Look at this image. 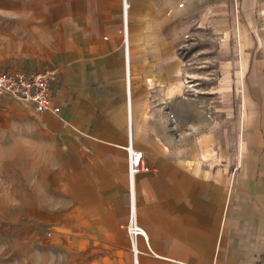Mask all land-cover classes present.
Instances as JSON below:
<instances>
[{"label":"crops","instance_id":"crops-1","mask_svg":"<svg viewBox=\"0 0 264 264\" xmlns=\"http://www.w3.org/2000/svg\"><path fill=\"white\" fill-rule=\"evenodd\" d=\"M215 6L227 2L0 0V72L57 74L60 113L33 111L31 142L36 163L46 154V193L35 206H47L62 249L55 260L264 264V91L233 163L198 146L179 152L168 136V115L184 98L180 50ZM129 145L149 168L132 181ZM131 191L144 233L134 240L125 230Z\"/></svg>","mask_w":264,"mask_h":264},{"label":"rangeland","instance_id":"rangeland-1","mask_svg":"<svg viewBox=\"0 0 264 264\" xmlns=\"http://www.w3.org/2000/svg\"><path fill=\"white\" fill-rule=\"evenodd\" d=\"M226 2L203 13L185 37L184 98L168 115V136L179 152L198 146L200 154L210 150L233 163L239 129L264 91V0ZM0 98L7 102L0 107V264H65L54 259L62 249L54 245L47 206H35L46 193V154L39 151L36 163L31 144L35 113Z\"/></svg>","mask_w":264,"mask_h":264},{"label":"built area","instance_id":"built-area-1","mask_svg":"<svg viewBox=\"0 0 264 264\" xmlns=\"http://www.w3.org/2000/svg\"><path fill=\"white\" fill-rule=\"evenodd\" d=\"M57 81L54 71L44 70L31 72L16 69L8 72H0V97H8L25 103L37 114L52 113L58 115L60 109L53 105L51 94ZM127 166L130 180L139 173L148 172L149 168L144 162L143 155L129 145L126 148ZM132 190V185L131 189ZM130 218L125 227L131 240L137 236H143L141 228L137 227L133 215L132 191L130 192Z\"/></svg>","mask_w":264,"mask_h":264}]
</instances>
